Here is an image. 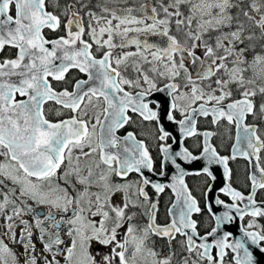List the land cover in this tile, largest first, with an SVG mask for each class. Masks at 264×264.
Here are the masks:
<instances>
[{"label": "snow or ice", "instance_id": "1", "mask_svg": "<svg viewBox=\"0 0 264 264\" xmlns=\"http://www.w3.org/2000/svg\"><path fill=\"white\" fill-rule=\"evenodd\" d=\"M119 4L0 0V264H264V0Z\"/></svg>", "mask_w": 264, "mask_h": 264}, {"label": "flooded vegetation", "instance_id": "2", "mask_svg": "<svg viewBox=\"0 0 264 264\" xmlns=\"http://www.w3.org/2000/svg\"><path fill=\"white\" fill-rule=\"evenodd\" d=\"M119 6H124V5H122V3H120L119 4ZM130 6H134V5H130ZM200 126H201V128H206V127H208V124L205 122V121H203V120H201V124H200ZM188 143H189V145H191V141H188ZM222 151H224V149L222 148L221 149ZM154 155H155V152L153 153ZM225 154H227V152L225 151ZM239 165L241 164V165H243L244 166V164H245V162L244 161H236ZM188 182L190 183V185H192V186H196L197 185V183H198V178H195V177H189L188 178ZM197 195H199V192H197L196 193ZM223 198V197H222ZM164 199H166V197H164V198H162V205H163V201H164ZM203 203V202H202ZM162 211H163V207H162ZM205 219H207V217H206V215H205Z\"/></svg>", "mask_w": 264, "mask_h": 264}, {"label": "trees", "instance_id": "3", "mask_svg": "<svg viewBox=\"0 0 264 264\" xmlns=\"http://www.w3.org/2000/svg\"><path fill=\"white\" fill-rule=\"evenodd\" d=\"M238 163L237 162H234L233 164H232V167H233V169H234V171H235V177H236V187H238V188H240L241 190H245L244 188H243V183H244V176H245V171H243L242 169H241V167H240V165H239V167H238Z\"/></svg>", "mask_w": 264, "mask_h": 264}, {"label": "rangeland", "instance_id": "4", "mask_svg": "<svg viewBox=\"0 0 264 264\" xmlns=\"http://www.w3.org/2000/svg\"><path fill=\"white\" fill-rule=\"evenodd\" d=\"M120 3H122V5H124L123 4V0H120ZM139 3V0H128V5L130 6V5H136V4H138ZM125 6V5H124ZM238 167H239V165H238ZM240 167H241V169L243 170V171H245V169H244V166L243 165H241L240 164ZM245 174V173H244Z\"/></svg>", "mask_w": 264, "mask_h": 264}, {"label": "water", "instance_id": "5", "mask_svg": "<svg viewBox=\"0 0 264 264\" xmlns=\"http://www.w3.org/2000/svg\"><path fill=\"white\" fill-rule=\"evenodd\" d=\"M167 178H165V180H166ZM217 211H219V209H216Z\"/></svg>", "mask_w": 264, "mask_h": 264}]
</instances>
